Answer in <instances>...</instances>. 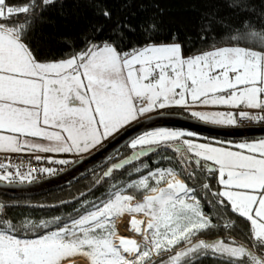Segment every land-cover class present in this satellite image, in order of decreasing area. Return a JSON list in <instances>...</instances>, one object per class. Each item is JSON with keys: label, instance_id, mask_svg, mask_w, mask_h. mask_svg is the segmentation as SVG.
<instances>
[{"label": "snow or ice", "instance_id": "snow-or-ice-1", "mask_svg": "<svg viewBox=\"0 0 264 264\" xmlns=\"http://www.w3.org/2000/svg\"><path fill=\"white\" fill-rule=\"evenodd\" d=\"M53 2L27 0L17 6L0 0V153L80 155L149 114L170 108L190 111L192 117L214 125L235 126L237 117L264 122V30L248 28L239 38L232 37L258 48L213 45L186 56L175 34L171 43L149 41L123 50L126 33L136 31L124 22L116 25L109 39L93 42V36L84 49L65 59L42 60L30 46V21L38 9ZM230 7L243 10L247 5L233 0ZM102 15L111 19L107 10ZM212 22L209 17L202 25L201 40ZM156 28L150 23L145 31ZM201 106L240 111L193 110ZM195 137L191 131L168 128L136 133L126 145L136 150V158L171 148L178 154L180 170L158 167L139 179L112 183L103 197L81 202L66 217L17 225L0 204V264H80V260L84 264H202L205 257L215 264H264V139L238 143L232 150L197 142ZM35 159L43 157L35 155ZM130 162L114 164L104 177H113L114 170ZM49 163L72 161L49 159ZM23 168V162L0 163V182L11 185L18 178L20 183H31L38 171L56 172L49 167ZM180 175L184 179H176ZM213 176L219 191L209 183ZM137 193L142 202L133 203ZM204 203L219 209L214 215L222 223L205 212ZM229 212L248 222L247 244L234 237L199 238L218 228L233 229ZM126 213L149 218L130 221L140 241L123 236L117 240L116 222Z\"/></svg>", "mask_w": 264, "mask_h": 264}, {"label": "trees", "instance_id": "trees-1", "mask_svg": "<svg viewBox=\"0 0 264 264\" xmlns=\"http://www.w3.org/2000/svg\"><path fill=\"white\" fill-rule=\"evenodd\" d=\"M244 2L247 7L241 10L230 7L233 0H54L52 4L38 9L32 17L29 42L38 58L42 60L65 59L84 49L87 41L93 36H95L93 42L113 37L116 25L127 22L136 31L126 33L127 38L121 44L125 51L143 46L149 41L158 44L171 43L173 34H175V42L184 45L186 56L210 50L213 45L223 47L238 44L242 47L258 48L259 46L251 41L232 39L233 36L239 38L248 28L264 30V0H244ZM10 3L19 6L27 3V0H10ZM39 3L40 0H37V4ZM104 10L111 13L110 20L102 15ZM209 17L213 21L211 28L201 40L204 34L202 25ZM150 23H155L157 28L146 33L145 30ZM98 27H102L100 32L96 31ZM157 150L158 154L152 156V160H145L148 167L137 175L128 176V173L123 171H115L113 177L105 179L104 172L108 169L105 162L59 191L17 199L0 196V204L5 206L7 217L17 225L29 220L36 224L40 220H51L53 216L66 217L74 214V208L79 207L81 202L103 197L112 183H125L140 178L149 170L158 167L180 170L178 154L171 153L162 160L158 155L166 149ZM129 153L122 155L117 153L118 156L114 155L115 158L110 162L116 164ZM139 164L136 163L134 167H141ZM180 176L184 179L183 175ZM98 180L100 183H97ZM209 183L213 190L219 191L215 176L209 178ZM136 197L142 198V195L137 193ZM208 199L214 198L209 196ZM204 210L209 215H213L214 222L222 223L214 215L219 209H212L204 203ZM227 218L235 221L233 229L225 231L218 228L202 234L199 238L210 241L219 236L230 235L236 241L248 242L246 239L249 231L248 222L230 212ZM50 230L52 228L37 230L36 234L40 235ZM202 264H215V262L205 257Z\"/></svg>", "mask_w": 264, "mask_h": 264}, {"label": "water", "instance_id": "water-1", "mask_svg": "<svg viewBox=\"0 0 264 264\" xmlns=\"http://www.w3.org/2000/svg\"><path fill=\"white\" fill-rule=\"evenodd\" d=\"M155 128H168L172 130L191 131L199 136L225 142L264 139V128H238L218 126L208 124L187 116L156 113L143 118L141 121L135 122L134 125L130 126L128 129L122 130V134L118 133L115 137L109 139L97 150L78 160L69 169L58 175L31 184L9 185L6 182H0V196L17 199L26 197H37L59 191L69 186L81 176L89 173L90 171L99 167L101 164L107 162L110 158L116 155L123 147H125L129 138L135 135L136 133ZM155 151L149 152L139 158H136L134 152L133 154L125 158L130 160L131 162L126 165L125 168L122 170H125L135 165L136 163L140 162L144 157L150 156ZM112 166L113 165H111L109 168H111ZM122 170H114V172H120ZM104 178L109 179L107 177Z\"/></svg>", "mask_w": 264, "mask_h": 264}, {"label": "rangeland", "instance_id": "rangeland-1", "mask_svg": "<svg viewBox=\"0 0 264 264\" xmlns=\"http://www.w3.org/2000/svg\"><path fill=\"white\" fill-rule=\"evenodd\" d=\"M167 110H174V111H178V112H186L188 113L189 115L190 114V111H186L184 109H178V108H170V109H165V110H162V111H167ZM229 110H237V109H228V108H224V107H214V106H201V107H198L197 110L195 111H201V112H213V111H229ZM160 111V112H162ZM234 111V112H235ZM156 113H159V112H154V113H151L149 114L150 115H153V114H156ZM148 117V116H146ZM145 118V117H144ZM194 118V117H193ZM143 119V118H142ZM196 120H198L197 118H194ZM200 121V120H199ZM206 123V122H205ZM208 124H211V123H208ZM214 125V124H212ZM218 126H224V125H218ZM113 137H110L109 139H111ZM108 139V140H109ZM189 139H193V138H189ZM108 140H105V142H107ZM252 142V141H257V140H244V141H218V140H208V139H205V140H199L197 139V142H207V143H211L213 144L214 146H220V145H223L225 147H230L232 148V150H237L235 149V145L238 144V143H241V142ZM174 143V142H173ZM100 147V146H99ZM94 150L96 149H92L91 151L89 152H86V153H83V154H80V155H76V154H72V153H68V154H72L73 156L77 157L78 159H82L84 158L85 156L91 154ZM55 154V153H53ZM57 154H60V153H57ZM55 154V155H57ZM57 156H60V155H57ZM159 159H162L160 157H158ZM164 160V159H163ZM138 168V167H137ZM145 168H141V171H143ZM140 171V172H141ZM140 172H136L135 170L134 171H130L128 173V176H134V175H137L139 174ZM142 177V176H141ZM140 177V178H141ZM180 178L181 180L183 179L181 176H177L176 179ZM136 179H139V178H136ZM134 179V180H136ZM168 179H171L170 177ZM127 181V180H125ZM132 181V180H131ZM129 182V181H127ZM161 186H164L163 184ZM142 198H136V200L133 202V203H138V202H142L141 201ZM132 219H135L136 221L140 222V221H143V222H147V220L149 219L148 217H146L143 213H136L132 216H130L129 214H125L124 216L120 217L117 222H116V229H117V232H118V237H117V240L119 239L120 236H123V237H126V238H129V239H136L137 241H140L141 237L138 233H136L134 230H133V226L131 225L130 221ZM141 227V229L144 228V224H140L139 225ZM228 237H232L230 235H225V236H219L217 238H224V239H227ZM216 239V238H215ZM237 242H240V243H244V244H247L248 242H244V241H239L237 240Z\"/></svg>", "mask_w": 264, "mask_h": 264}, {"label": "built area", "instance_id": "built-area-1", "mask_svg": "<svg viewBox=\"0 0 264 264\" xmlns=\"http://www.w3.org/2000/svg\"><path fill=\"white\" fill-rule=\"evenodd\" d=\"M244 110L249 111V112L257 111V110H251V109H244ZM239 111H240V109H237L235 112L238 113ZM235 127H238V128H264V122L248 121V120L240 119L239 117H237V124L235 125ZM35 155H40L41 157H43V159L38 161L35 159ZM49 159H51V160L68 159V160L72 161V163H70L69 165H57V164L49 163ZM77 161H78V158L73 156V155L55 156V155H52L49 153H35V154H28V153L4 154V153H0V163L8 164L9 162H12L13 164H15V163L23 162L25 165V168H23L22 171H26L27 166H31V167L37 168V169L45 168V167L56 169V172L53 175H49L47 173H41L39 171L34 173L33 175H34L35 179H33L31 183H35V182L47 179L49 177L58 175L64 171H66L67 169H69ZM8 170L14 172V169H12V168H9ZM0 171H2V170H0ZM16 179H17V182L13 183V184H31V183H28L27 181L20 183L18 181V178H16Z\"/></svg>", "mask_w": 264, "mask_h": 264}, {"label": "flooded vegetation", "instance_id": "flooded-vegetation-1", "mask_svg": "<svg viewBox=\"0 0 264 264\" xmlns=\"http://www.w3.org/2000/svg\"><path fill=\"white\" fill-rule=\"evenodd\" d=\"M159 113H164V114H177V115H182V116H187V117H191L193 118L191 115H185L183 112H178V111H174V110H167V111H162V112H159ZM228 127H235V126H228ZM195 139H199V140H205V139H208V140H214V139H210V138H206V137H203V136H199V135H196ZM175 143V142H174ZM130 152L128 155H126L125 157H123L122 159H120L119 161L117 162H120L122 160H124L125 158H127L128 156H130L131 154H133L134 152H136V150H133L131 149L130 146H125L123 147L118 153L120 155H122L123 153H128ZM171 153H175L171 148H168L166 149V151L162 152L161 154L158 155V157L162 158V160L165 158L166 159V156L170 155ZM155 154H158V150H156L153 154H151L150 156L148 157H144L140 162L139 166L141 167H138V168H142L143 165H145V160L149 159V160H152V156H154ZM118 156V155H116ZM115 157H113L112 159L110 158L106 163H107V168H109L111 165H113L114 163H111L110 161L113 160ZM144 161V162H142ZM116 162V163H117ZM109 163V164H108ZM136 168L133 166L125 169V170H122L124 173H129L130 171H134ZM143 199V198H142ZM141 199V201H142Z\"/></svg>", "mask_w": 264, "mask_h": 264}, {"label": "crops", "instance_id": "crops-1", "mask_svg": "<svg viewBox=\"0 0 264 264\" xmlns=\"http://www.w3.org/2000/svg\"><path fill=\"white\" fill-rule=\"evenodd\" d=\"M178 109H182V108H178ZM198 109V107L197 108H194L193 110H197ZM229 111H235V110H229ZM36 142H38V143H46V141H42V140H37ZM106 143V142H105ZM101 147V146H100ZM99 148V147H98ZM97 148V149H98ZM96 149V150H97ZM95 151V150H94ZM49 154H52V155H55V154H57V153H55V154H53V153H49ZM57 155H60V156H67V155H72V154H64V153H60V154H57ZM57 155H55V156H57ZM219 186V190H220V185H218Z\"/></svg>", "mask_w": 264, "mask_h": 264}, {"label": "bare ground", "instance_id": "bare-ground-1", "mask_svg": "<svg viewBox=\"0 0 264 264\" xmlns=\"http://www.w3.org/2000/svg\"><path fill=\"white\" fill-rule=\"evenodd\" d=\"M179 180H181L180 178H178ZM80 264H84V261L83 260H80Z\"/></svg>", "mask_w": 264, "mask_h": 264}]
</instances>
